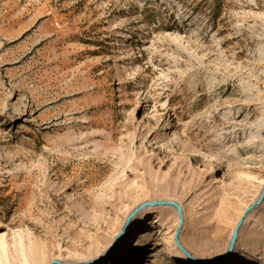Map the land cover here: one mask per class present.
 I'll return each instance as SVG.
<instances>
[{
	"label": "rangeland",
	"instance_id": "rangeland-1",
	"mask_svg": "<svg viewBox=\"0 0 264 264\" xmlns=\"http://www.w3.org/2000/svg\"><path fill=\"white\" fill-rule=\"evenodd\" d=\"M262 184L264 0H0V264H264Z\"/></svg>",
	"mask_w": 264,
	"mask_h": 264
},
{
	"label": "bare ground",
	"instance_id": "bare-ground-1",
	"mask_svg": "<svg viewBox=\"0 0 264 264\" xmlns=\"http://www.w3.org/2000/svg\"><path fill=\"white\" fill-rule=\"evenodd\" d=\"M263 192H264V184H262V186L260 188L259 197L262 195ZM137 207L138 206H136L134 209H132L129 212V214H127V216L125 217L121 227L119 228V230L116 233L113 234V236H112L107 247L100 250V252L95 257L88 259V260H85V261H81V262H76V263L74 262L73 264H84V263L96 264L99 259L100 260H99L98 264H103L105 259H109L111 257L114 258L119 253L122 256L126 252V249L128 248L125 245L128 244L127 240L130 238L131 235H133L135 232H137V230L139 228H145V230H146V228H148L149 226H153L156 223V221H152L148 218L144 219L145 218L144 214H147L146 213L147 209L151 208V207H147V208H145V210L141 209V210L137 211L135 214L132 213ZM131 213H132V216L127 220L128 216ZM177 213L179 214L178 211H177ZM137 218H138V220H136ZM126 222H128L127 227L123 230L121 235L119 237H117L121 228L124 226V224ZM145 230L143 229V231H138V234L140 235V240L147 239L148 231H145ZM160 233H162V232H160ZM172 234H174V232ZM172 237H173V235H172ZM172 237H168L167 239H165L164 243L168 246V248L170 250V254L176 259L179 258V260H181L183 264H204V263L210 261V260H204V259L197 258L191 254H190V257L188 256L190 258L188 260L187 257L185 258L183 256V254L178 250V248H176L175 241L173 240ZM136 243L134 244V247L137 245ZM65 264H67V263H65Z\"/></svg>",
	"mask_w": 264,
	"mask_h": 264
},
{
	"label": "water",
	"instance_id": "water-1",
	"mask_svg": "<svg viewBox=\"0 0 264 264\" xmlns=\"http://www.w3.org/2000/svg\"><path fill=\"white\" fill-rule=\"evenodd\" d=\"M264 195V192L262 193V196H260L253 204L249 205L243 215L239 218V220L237 221L236 225L234 226V228L232 229V232H231V236H230V239H229V243H228V247L226 249V253L230 252L231 248L233 247V244L237 238V235H238V231H239V228L245 218V216L254 208L255 205L259 204L260 201L262 200V197ZM149 205H164V206H171L173 207L175 210H177L179 212V215L181 214V207L180 205L177 203V202H174V201H169V200H159V201H150V202H144L142 203L141 205H139L132 213H136L137 211L143 209L144 207L146 206H149ZM132 213L128 216L127 220L132 216ZM181 219L179 218V224L177 226V231H176V234H178L179 232V229H180V226H181ZM127 224L128 222H126L124 224V226L121 228L119 234L117 237H119L121 235V233L123 232V230L127 227ZM175 238L177 239V235L175 236ZM177 241V240H176ZM187 256L190 257L189 253L186 251V250H182ZM221 259H223V257H218V258H213V259H209L210 262H216V261H220Z\"/></svg>",
	"mask_w": 264,
	"mask_h": 264
}]
</instances>
